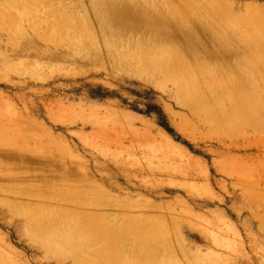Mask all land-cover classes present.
Listing matches in <instances>:
<instances>
[{
	"label": "rangeland",
	"instance_id": "1",
	"mask_svg": "<svg viewBox=\"0 0 264 264\" xmlns=\"http://www.w3.org/2000/svg\"><path fill=\"white\" fill-rule=\"evenodd\" d=\"M24 2L0 0V14ZM69 2L68 13L90 14L88 0L83 11ZM208 5L264 40V0ZM7 34L0 27V146L63 175L85 172L138 231L49 251L0 206V264H264V132L234 112L227 126L192 115L168 88L76 47Z\"/></svg>",
	"mask_w": 264,
	"mask_h": 264
},
{
	"label": "bare ground",
	"instance_id": "2",
	"mask_svg": "<svg viewBox=\"0 0 264 264\" xmlns=\"http://www.w3.org/2000/svg\"><path fill=\"white\" fill-rule=\"evenodd\" d=\"M209 1L88 0L90 14H74L67 12L69 0H26L14 14H0V27L8 38L28 42L34 32L168 88L197 117L227 126L223 116L234 112L242 127L245 122L264 132V40L251 22L229 20ZM45 9L50 14H40ZM0 157L11 163L8 168L0 160V206L18 215L25 235L47 250L137 233L130 222L117 220L126 210L99 196L85 172L63 175L26 156L18 160L2 146Z\"/></svg>",
	"mask_w": 264,
	"mask_h": 264
}]
</instances>
